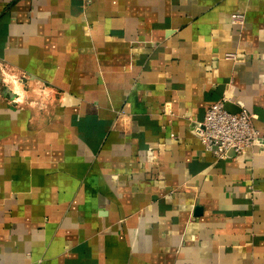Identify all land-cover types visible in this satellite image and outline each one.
Instances as JSON below:
<instances>
[{
    "label": "crops",
    "instance_id": "1",
    "mask_svg": "<svg viewBox=\"0 0 264 264\" xmlns=\"http://www.w3.org/2000/svg\"><path fill=\"white\" fill-rule=\"evenodd\" d=\"M224 97L264 139V0H0V264H264V145L195 131Z\"/></svg>",
    "mask_w": 264,
    "mask_h": 264
},
{
    "label": "built area",
    "instance_id": "2",
    "mask_svg": "<svg viewBox=\"0 0 264 264\" xmlns=\"http://www.w3.org/2000/svg\"><path fill=\"white\" fill-rule=\"evenodd\" d=\"M232 22L243 26L246 22L245 13L234 12ZM3 78L19 82L23 75L16 77L11 71L3 70ZM227 102L228 99L224 97L212 103L204 119L195 128L205 150L220 159H225L231 150L243 153L249 147L264 145L261 132L253 122L254 115L244 107L235 112L230 111L226 107Z\"/></svg>",
    "mask_w": 264,
    "mask_h": 264
},
{
    "label": "water",
    "instance_id": "3",
    "mask_svg": "<svg viewBox=\"0 0 264 264\" xmlns=\"http://www.w3.org/2000/svg\"><path fill=\"white\" fill-rule=\"evenodd\" d=\"M231 106H232L231 103H229V102L226 103V107H227L228 110L233 111V112L239 110V109H235V108H233V107H231Z\"/></svg>",
    "mask_w": 264,
    "mask_h": 264
}]
</instances>
